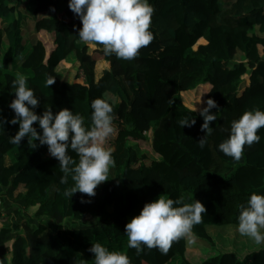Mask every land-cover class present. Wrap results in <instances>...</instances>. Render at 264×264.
<instances>
[{
  "label": "trees",
  "instance_id": "1",
  "mask_svg": "<svg viewBox=\"0 0 264 264\" xmlns=\"http://www.w3.org/2000/svg\"><path fill=\"white\" fill-rule=\"evenodd\" d=\"M149 3L154 38L127 61L106 56L102 45L78 43L82 23L69 0H0V121H8L0 127V197L5 202L0 206V264H94L89 249L95 243L126 252L131 264H195L189 238L174 241L166 255L146 247L137 255L127 247L125 225L160 195L205 205L201 223L193 227L194 242L213 252L198 264H264V246L241 259L235 252L216 251L209 231L237 225L239 206L253 192L264 194V127L257 132L260 142L245 146L239 161L218 149L233 120L264 111V0ZM29 20L37 36L26 42ZM100 60L108 67L98 76ZM63 62L78 68L72 80L64 77ZM13 66L39 99L37 115L68 108L90 128L94 99L113 107L115 166L94 197L64 195L74 182L71 176L67 184L60 182L64 173L47 145L37 140L31 148L28 137L19 145L9 142L19 131V124L10 123L15 117L9 107L15 98ZM49 77L55 79L50 87ZM202 88L219 111L203 149L197 143L206 135L203 117L184 98ZM185 118L196 123L182 128L178 122ZM33 126L42 133L38 122ZM68 155L78 163L74 151ZM20 185L25 191L17 192ZM19 211L17 228L10 217ZM48 221L78 224L57 229Z\"/></svg>",
  "mask_w": 264,
  "mask_h": 264
},
{
  "label": "clouds",
  "instance_id": "2",
  "mask_svg": "<svg viewBox=\"0 0 264 264\" xmlns=\"http://www.w3.org/2000/svg\"><path fill=\"white\" fill-rule=\"evenodd\" d=\"M69 8L82 23L77 35L78 43L102 45L106 56L114 54L117 59L134 60L139 50L148 46L154 38L150 31L154 8L149 0H69ZM54 83L55 79L49 77L47 86ZM11 87L15 89V98L9 107L15 117L10 123L19 124V131L10 137L9 142L19 145L28 137L31 148L37 147V140L40 145H47L49 154L59 161L60 170L64 173L60 182L67 184L69 176L74 182L65 189L64 195L71 200L77 192L94 197L98 185L108 180L110 167L115 166L113 150L106 146L115 133L111 104L102 98L92 101L91 127L88 128L85 118L68 108L55 114L48 108L42 115H37L34 109L39 99L24 76L18 75ZM206 105L200 110L204 121L201 131L206 130V135L197 142L201 149L213 132L210 123L217 119L211 114L213 108H218L217 102L209 98ZM7 122L0 121V127ZM36 122L42 133L33 126ZM178 123L184 128L193 126L196 121L185 118ZM261 127H264V111L255 109L245 112L231 122L230 134L218 145L219 151L239 161L245 146L251 147L260 142L257 132ZM69 149L79 157L78 163L68 155ZM239 208L237 232L253 240L257 246L264 245V194L253 192L246 205L242 204ZM206 211L199 200L185 203L183 196L174 200L160 195L158 199L146 203L139 215L125 225L127 247L136 249L137 255L145 247L156 248L166 255L172 243L180 238H189L194 242L193 227L201 223L202 214ZM89 251L94 254V264H131L126 252L110 251L101 243L93 244ZM77 264L85 262L77 261Z\"/></svg>",
  "mask_w": 264,
  "mask_h": 264
},
{
  "label": "rangeland",
  "instance_id": "3",
  "mask_svg": "<svg viewBox=\"0 0 264 264\" xmlns=\"http://www.w3.org/2000/svg\"><path fill=\"white\" fill-rule=\"evenodd\" d=\"M1 27V24H0ZM24 35H25V41L27 42L28 40H34L36 39L37 33L35 32L34 29V23L31 22V20L28 21V24L26 25L24 29ZM44 38L47 39L48 41L49 36L43 34ZM49 43V42H48ZM95 46V45H92ZM61 68H64L65 70L62 72L64 77L72 80L75 73L78 72V68L72 66L69 63L63 62L60 65ZM108 67V64L104 60H100L98 66H97V74L100 76L102 70L104 68ZM11 69H13V73L15 75H23L19 68L17 66H13ZM248 79V78H247ZM185 101L188 105H190L192 108L196 109L198 112L203 107H206V99L204 98V89L202 88L199 92H189L187 95H185ZM211 114H214L219 117V111L216 109L211 110ZM215 121V120H214ZM212 121V122H214ZM147 136L149 138L152 137V131L147 133ZM111 141V142H110ZM107 147L114 149V134L109 138L107 142ZM148 148V147H147ZM110 171V170H109ZM109 181V179L107 180ZM105 181V182H107ZM25 191V186L20 185L18 186L17 192H23ZM10 205V204H9ZM8 208V207H7ZM18 215V217H17ZM16 225L17 228L20 227V221L22 218V213L21 211L17 212L16 214L12 213V216L10 217ZM34 222H39L43 221L42 218H33ZM49 222V221H48ZM72 224H78V223H66V224H60V223H54V222H49L50 227H59V228H65L69 227ZM82 225H89V222H82ZM61 226V227H60ZM58 229V228H57ZM237 225H228V226H212L209 231L214 237L215 241V250L219 252H235L239 258L243 259L248 253L258 250L264 245L257 246L253 240L246 236H241L237 232ZM56 230V229H55ZM213 252V249L209 246L204 245L203 243H198V242H193L190 241L189 243V249H188V254L192 258L193 262L195 264H198L202 260L208 257V255Z\"/></svg>",
  "mask_w": 264,
  "mask_h": 264
},
{
  "label": "built area",
  "instance_id": "4",
  "mask_svg": "<svg viewBox=\"0 0 264 264\" xmlns=\"http://www.w3.org/2000/svg\"><path fill=\"white\" fill-rule=\"evenodd\" d=\"M2 204L5 205V202H4L3 199L0 197V206H1Z\"/></svg>",
  "mask_w": 264,
  "mask_h": 264
},
{
  "label": "crops",
  "instance_id": "5",
  "mask_svg": "<svg viewBox=\"0 0 264 264\" xmlns=\"http://www.w3.org/2000/svg\"><path fill=\"white\" fill-rule=\"evenodd\" d=\"M217 119H218V118H217ZM217 119H216V120H217ZM216 120H215V121H216ZM16 213H17V212H13V214H16ZM17 217H18V215H17Z\"/></svg>",
  "mask_w": 264,
  "mask_h": 264
}]
</instances>
